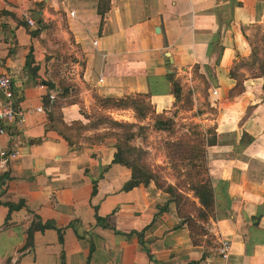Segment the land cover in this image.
<instances>
[{
    "label": "crops",
    "instance_id": "1",
    "mask_svg": "<svg viewBox=\"0 0 264 264\" xmlns=\"http://www.w3.org/2000/svg\"><path fill=\"white\" fill-rule=\"evenodd\" d=\"M263 24L264 0H0V73L23 116L0 135V150L17 151L0 161V264H220L222 240L225 264H264L262 79L245 74L228 96L247 31ZM194 67L218 109L205 146L211 244L191 240L161 191L123 189L129 168L112 162L113 138L94 140L106 128L90 125L96 98L140 95L166 115V74L187 81ZM67 82L75 90L63 96ZM48 91L76 99L59 106L64 124L85 126L70 145L48 120Z\"/></svg>",
    "mask_w": 264,
    "mask_h": 264
},
{
    "label": "rangeland",
    "instance_id": "2",
    "mask_svg": "<svg viewBox=\"0 0 264 264\" xmlns=\"http://www.w3.org/2000/svg\"><path fill=\"white\" fill-rule=\"evenodd\" d=\"M262 26H255L248 29V41L252 46L259 47V39ZM245 65V70H242L243 75L252 76L256 73V65ZM250 66V67H248ZM250 68L251 70H248ZM190 76L187 81H178L180 85V93L173 96V108L164 116L171 119V123L165 130L153 129L154 114L151 111V106L144 99V103L149 105L148 113L142 120H137L133 112L121 111L120 109H107L105 107H112L114 103L102 102L101 99H94L93 105H90V113L93 115L91 126H103L106 130L103 132L110 138L119 136L121 141L124 134L133 133V137L126 141V145L131 147L130 151H126L128 162L130 164L138 165L140 170L148 169L156 179V184L149 180L145 184L154 191H161L165 194L167 201L174 206V199L164 191L165 184H171L175 189L193 200L191 192L187 190L186 173L189 171V164L192 162L198 163L196 155L199 154L200 149H205L206 144L213 140V121L217 112V106L210 104L207 95L206 82L202 74L194 67L190 71ZM183 77H187L183 74ZM190 80V81H189ZM64 83V82H63ZM70 82L66 83L70 87ZM65 86V85H63ZM75 88L70 87V92L73 93ZM69 92V93H70ZM95 98V97H94ZM118 99V98H116ZM70 100L76 101L75 98L66 99L64 102ZM115 110L113 112H110ZM110 112V113H109ZM108 119H113L119 123L133 124L132 127H114L108 123ZM207 119L208 121H204ZM83 129L79 124L74 123L67 134L73 138ZM116 133V137H111ZM177 207L180 208V215H187L194 223L196 242L205 241L211 244V234L208 232L206 222L197 217L194 208L184 199L178 202ZM183 220L185 226H189L187 218H179Z\"/></svg>",
    "mask_w": 264,
    "mask_h": 264
},
{
    "label": "trees",
    "instance_id": "3",
    "mask_svg": "<svg viewBox=\"0 0 264 264\" xmlns=\"http://www.w3.org/2000/svg\"><path fill=\"white\" fill-rule=\"evenodd\" d=\"M35 33V32H33ZM259 39V47L250 45V55L247 59H238L237 61L233 62L231 68L228 71V75L231 79H233L234 85L229 89L228 96H233L235 94H238L242 90V79L244 78V75L242 73V70H245V65H247L248 62H250L248 65H256V73L252 76L254 77H260L262 79V89L264 91V24L262 26L260 35L258 36ZM25 65H28V55L26 57ZM250 67V66H248ZM248 70H251L248 68ZM166 77L170 83V92L173 96H177L180 93V87L178 84V81L173 78V73L168 72L166 74ZM70 92V87L62 86V94L65 96V94H68ZM62 96H59L58 99H54L52 103L50 104V109L48 111V120L52 124V127L55 129V131L62 136L63 139L70 145L73 140L71 136L67 134V131L71 129V125H66L62 122L60 113H59V106L64 102V100H61ZM98 99V98H97ZM144 96L135 95V96H126L123 98H103L101 99L102 102H111L114 103L112 107H105L107 109H130L135 119L142 120L145 118L146 114L149 112V105L144 103ZM47 102V100H46ZM70 102V101H69ZM153 112V110L151 109ZM153 117V129L156 130H165L167 126L172 122L171 119L164 117L165 115L162 113H154ZM108 123L110 125H113L114 127H132L133 124L128 123H119L117 121H114L113 119H108ZM85 126H81L83 128ZM116 133L112 134L111 137H116ZM102 137H108L107 135H98L97 137H94L95 141H99ZM110 137V136H109ZM133 137V133L124 134L123 140L119 139V136L115 138L116 143L114 144L115 152L113 154V163L121 164L129 168L130 170V179L123 185V189H129L133 186H136L138 184L145 185L149 180H152L156 184V179L152 175V172L148 169H142L138 167V165L130 164L127 159V155L124 154L126 151H130L131 147L129 145H126V141L130 140ZM87 141L91 139H85ZM93 140V141H94ZM196 158H198V163L192 162L189 164V171L186 173L187 178V190L191 192V196L193 197V200H190L187 196H184L181 192H179L177 189H175L171 184L166 183L164 191L168 193L171 197L174 199V206H175V214L178 218H187L189 220V226L187 225V229L189 232V236L193 242L196 243L195 234L193 233V229L195 228L194 223H192L191 219L187 217V215H179L180 208L177 207L178 202L180 200L184 199L185 201L190 203L191 206L194 208V212L197 214V217L201 220L207 222L208 218L214 217V193H213V187L211 183V179L208 173L207 168V161L205 156V149H200L199 154L196 155ZM183 221V220H181ZM179 220V224H185ZM38 229L42 230L44 228H52L51 223L45 222L42 224H37L36 226ZM32 229H29L28 231V237L30 238V231ZM57 230V237L59 243L62 242L61 238V231L59 229Z\"/></svg>",
    "mask_w": 264,
    "mask_h": 264
},
{
    "label": "built area",
    "instance_id": "4",
    "mask_svg": "<svg viewBox=\"0 0 264 264\" xmlns=\"http://www.w3.org/2000/svg\"><path fill=\"white\" fill-rule=\"evenodd\" d=\"M25 22L28 26L34 24V20L28 16L25 17ZM92 44L95 45V41H92ZM39 88H43V85L39 83ZM211 94L215 93V90L212 89ZM0 135L5 133V128L10 124H17L22 121V110L18 107V97L14 93L12 78L9 74L0 73ZM47 98L49 101L54 100V94L50 91L47 92ZM36 112H41L42 107L38 106L34 109ZM17 155L15 149L9 150H0V161L2 163L7 162L11 157ZM229 244L227 241L222 240L219 243L218 247V257L220 259V264H225L227 253H228Z\"/></svg>",
    "mask_w": 264,
    "mask_h": 264
},
{
    "label": "water",
    "instance_id": "5",
    "mask_svg": "<svg viewBox=\"0 0 264 264\" xmlns=\"http://www.w3.org/2000/svg\"><path fill=\"white\" fill-rule=\"evenodd\" d=\"M0 96H1V94H0Z\"/></svg>",
    "mask_w": 264,
    "mask_h": 264
}]
</instances>
